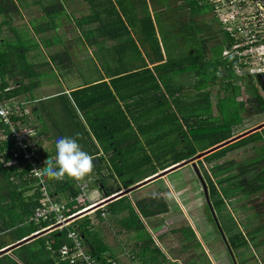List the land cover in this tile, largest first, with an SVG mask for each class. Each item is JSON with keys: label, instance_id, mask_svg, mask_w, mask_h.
I'll return each mask as SVG.
<instances>
[{"label": "trees", "instance_id": "obj_1", "mask_svg": "<svg viewBox=\"0 0 264 264\" xmlns=\"http://www.w3.org/2000/svg\"><path fill=\"white\" fill-rule=\"evenodd\" d=\"M86 3L88 5L90 0H86ZM17 10L18 5L14 0H0V15L8 16L17 12ZM195 10L193 8V12H196ZM63 11H65V7L61 2L48 4L44 7V14L52 19ZM97 20L104 29L105 19L98 16ZM76 23L85 31V36L88 39V28L91 23L90 15L82 14L76 20ZM148 31L155 38L154 28L150 20ZM224 36V41L212 48L211 57H206L205 51L199 48L201 45L196 43L195 47L198 48L195 51L189 50L188 55L177 60L169 61L167 59L162 62L160 61L162 59L160 54L158 61H149L151 64L160 62L152 67L148 66L147 61H140L141 63H138V66L136 61H128L126 64L108 68L110 76L108 81L100 80L97 83L94 81L72 90L70 92L71 99L75 108L86 120L87 128L77 119L76 113L74 120L77 121L72 122L70 119L66 124L69 130L67 137H75L79 133L78 143L84 151H88L90 156L99 153L100 149L105 152L113 151L111 164L124 187L133 185L158 172L156 165L151 162L152 157H164L163 160H158L160 170H163L183 159L196 155L200 151L234 137L236 132L232 129L240 123V120L239 118L237 120L233 118L237 117L240 110L245 109L248 104L256 113H263L264 94L261 93L258 84L253 82L251 78L248 83L243 85L238 82L239 80L233 73L235 61L222 57V50L229 42L228 35L225 33ZM25 52V48H11V50L6 49L0 52V79L7 73L14 77L20 76V79L14 82V87L3 93L5 98L15 97L28 91L29 87L23 85L22 79L28 77L29 74L38 75L33 70V63L26 60ZM149 60H152V58ZM70 62L67 61L66 63ZM188 72L189 80H185V82L177 81L174 78L175 75ZM241 77L243 79V75ZM215 82H218L220 87L215 95L216 101L213 102V95L209 86ZM1 86L6 87V83L1 81ZM187 89H189V103L183 100L182 95ZM219 92H222V95ZM242 92L246 94V98L245 100H238L237 98ZM167 98L172 99L177 111L180 113L179 119L175 113H169L170 103ZM133 111L137 114L134 115ZM157 111L161 115L155 114ZM128 116L136 124L137 131L129 122ZM172 123L174 125L171 126ZM183 124L186 125L189 131V140H204L207 144L199 149L189 148V146H186V142L181 144L185 141L187 135L184 133L186 129ZM159 126L164 128L163 134L156 133ZM85 134L90 138L91 146L85 139ZM170 134H174L175 140L167 142L165 150L159 152L156 143ZM140 136L144 137L143 143ZM94 141L98 143L99 148ZM260 141L263 144L259 145L260 151L255 157L240 162H236L234 159L224 162L219 161L229 152L236 151L252 142ZM145 145L149 148V154L146 153ZM12 148L13 144L9 140L0 144V167L3 162L11 161ZM166 156L169 157L166 158ZM197 161H199L198 163L203 170L207 195L210 197L209 204L214 211H221L232 200H236L234 202L237 203L241 202V205L244 206L252 204V207L256 208L257 205L253 204L251 200L253 201L254 196L264 192V127L259 131H254L228 143L201 159H197ZM100 162L99 160L98 164ZM203 162H213L210 171L204 169ZM16 168L17 166L1 167L0 174L8 184H14L9 178L11 176L10 170ZM19 170L21 181L27 180L26 182L34 183V179L24 177L27 172L23 173ZM212 176H215V179ZM104 180L103 175L96 179L101 184L104 183ZM49 183L51 184L52 193H61L66 200L77 194L76 179L74 178L65 176L62 180L49 179ZM16 187V184L11 185V191ZM117 188L107 194L111 195L120 190L121 187L118 186ZM15 192L16 195L11 193V199L16 200L15 197H19L23 200L22 193L16 190ZM102 197L105 198V195ZM37 201L38 197L31 206L27 204L31 208H23L22 212L24 213L21 219L23 225H16L19 218L10 219L13 214L11 209H0V232L10 236L11 239L21 240L52 224V221L49 222V220L34 223L29 219L31 209L36 206ZM72 205L73 203L68 204L71 210L66 213L67 215L83 208V206H79L76 209ZM105 205H107V211L116 223L127 231L133 230L136 232L138 240L134 243V252L138 264H170L171 261L164 255L161 247L154 242L151 234L148 231L144 235L138 232L144 228L140 216L148 218L168 211V205L160 195L137 199L134 204H132L130 198L124 195ZM208 208L209 205L206 203V209L208 210ZM95 212L97 218L104 221L99 208ZM6 215H8L9 220ZM210 220L215 223L211 214ZM246 220L249 221L251 218L247 217ZM219 223L223 234L227 235V244L233 251L249 247V240L256 239L258 232L264 234V222L249 226L245 232L238 229L234 217H229L226 220L220 219ZM68 228H77L80 231L86 248L98 259L99 264H111L108 262L109 259H114L111 247L105 244L103 237L97 235L93 230L94 225L89 216L84 215L81 218L74 219L70 222ZM177 231H181V228L179 230L173 229V233ZM189 232V249L195 251L185 264H211L208 255L197 240L195 232L191 228ZM181 234L183 235L182 231ZM161 235L159 234L158 239ZM27 241L20 243L19 247L13 250V254L20 262L23 264H56L55 258L58 260L57 249L68 241L66 228L56 229L46 237L39 236ZM186 241L187 239L183 238L181 244ZM261 241L264 243V238ZM258 243L256 242L257 245ZM6 244V241L2 239L0 249ZM187 246L184 245L185 248ZM0 264L20 263L9 255L3 254L0 256ZM57 264L69 263L61 261Z\"/></svg>", "mask_w": 264, "mask_h": 264}, {"label": "crops", "instance_id": "obj_2", "mask_svg": "<svg viewBox=\"0 0 264 264\" xmlns=\"http://www.w3.org/2000/svg\"><path fill=\"white\" fill-rule=\"evenodd\" d=\"M29 1L32 4L33 3L37 4L40 8H42L43 12L41 16L39 15L40 18H35L34 16H32L31 19L29 18H24V19L42 22L44 21L43 17L48 18L44 14V7L50 4L49 0H14V2L16 3L17 2L21 3L23 7L26 6L27 2ZM70 1L71 0H57L56 2V3H60V2L63 3L65 7V11L63 12L65 13L67 17H64L63 14L56 15L54 16L53 21H51V23L42 22L41 24L42 27L35 28L32 25L31 27L26 26L27 28L25 27V30L24 29L21 30L14 25L15 20L11 18L10 16L11 14L8 16L0 15V44H2L5 40L7 41L9 39L11 40L15 39L16 42H19L22 44L26 43V46H22V47L20 46L18 48L26 49V52H25L26 60L29 63H33V70L35 72H36L35 70L36 66L41 65L42 61H50L51 63H54V65H56L57 67L69 70L72 67V64L74 63L76 59V54L81 49L80 46L82 47L88 46V48L91 50L94 61H113L112 58L116 56L117 57L116 61H118V65L123 64V61H131V62L136 61L137 66H138V63L139 64L141 63L140 61H147L148 66L152 67L153 65L158 64L160 62L151 64L149 61H158V59H160V54L162 55V59L160 61L163 62V61H166L167 59H169V61H174L185 55H188L189 50L195 51L198 48L197 46L195 47L196 43L201 45L199 48L200 49L202 48L205 51L206 57H211L212 48L217 45H220V43L224 41V37H225L224 34L226 33L225 29L223 28V25L221 24L219 19L214 15L215 16L214 21L218 22L217 24H219V29L221 30L220 32L222 33L220 41L210 46L209 48L206 47L207 42L209 40V37L206 34L208 32L209 25L207 29L203 26L198 25L197 26L198 29L201 27L204 28L206 37L201 42L194 39L195 30L191 32L189 31V22L193 21L192 18H189V14H190L189 12H191L192 14L195 13L192 11L193 10L192 3L193 2L195 3V1L197 0H90V3L87 5L88 7L87 14H89L91 17V23L88 28L89 36L87 39L85 36V31H83L82 28L77 25V23L75 24V27H73L71 24L69 23L67 24L66 22V20H70V16L67 15L68 10L66 6V3ZM198 1L204 3L208 7V10L212 11L213 7L211 4H209L208 0H198ZM81 2L86 3V0H76V3H81ZM172 7L174 8L173 10H172ZM199 10L200 8L198 6V9L195 10L196 13L197 12L200 13ZM17 13L20 14L19 9L17 10ZM20 16H23V14H20ZM98 16L105 19V26H104L105 30L102 29V27L98 23V20H97ZM157 19L159 20V22H157ZM149 20L152 22L155 38H153L151 33L148 31ZM18 23L23 24V26H25L26 24V22L22 21V18H20ZM25 31L27 32L25 35H23V32L25 33ZM199 33H201L200 30H199ZM168 36H172V42H173L172 45H167L166 39L168 38ZM32 37L36 38V40L32 41L31 40ZM231 43H232V40L229 37V42L227 43V45H225V47L222 50V57L224 59H231L235 61L233 65V73L235 77H237V79L239 80L238 82H241L242 77L240 76V74L238 75V73H236V68L241 65V61L239 57L236 55H232V54L228 56L223 54L225 50L230 49ZM184 49H188V50H184ZM207 49L209 50V54H208ZM43 50L45 52H43ZM134 50H137L138 52L137 56L130 57L128 52L134 51ZM38 51L40 52V54ZM41 53L43 56H41ZM150 58H152V60H149ZM67 61H71V62L66 63ZM111 67H113V65H109V63H106V70H104L105 71L104 73H100L98 77L92 79L91 81H87V82L79 83V84H75V82H72L70 80L71 78L67 79L65 78V76H61L59 72H57L58 73L57 76L55 75L52 77H48L47 80H43V81H39V78H38L39 74L37 76H33V74H29L28 77H24L22 79L23 85L28 86L29 90L18 96L10 97V98H5L3 96V93H5V91L12 89L14 87V82L16 80H19L20 76L14 77L7 73L1 77L0 85H1V81H4L6 83V87L3 88L1 86L2 92L0 94V99L3 103L9 106H12L15 109L14 113L11 115L14 129L16 130H22L24 128L33 129L32 134L26 139V142L29 144L30 147H33L38 152L40 158L43 161L48 159L49 156H52L54 158L55 141H56V138L59 137L60 135L59 133H62L61 129L63 127L62 126L56 127V125H59L60 118L58 115L53 114L51 112L48 103H46L47 105H42L41 107L38 108L37 102L41 100H49L55 97H60L62 99H68V100L70 99L72 101L71 95H70V92L72 90L78 87H82L83 85L94 82V81L96 83L99 82L100 80L108 81L110 77L108 73V68H111ZM72 76L73 78L76 77V75H72ZM245 76L251 77V75H247V74ZM174 78L177 81L185 82V80H189V72L185 74H181V75H175ZM211 85L212 84H210V86ZM210 86L209 88H211ZM219 87L220 85L218 84V91H219ZM218 91L216 93H218ZM219 93L222 95V92H219ZM182 95L184 98L182 99L185 100L186 103H189V89H187ZM215 95L216 94L213 95L212 100L215 99ZM167 99H168V102L170 103L169 113L173 112L172 110L174 109L176 111L177 109L174 103L172 102V99L171 98H167ZM15 106H17V108ZM124 112L127 113L126 110H124ZM133 114L135 115L137 113L133 111ZM155 114L161 115V113L158 111ZM128 119L131 125L136 130V124L132 122L131 117L128 116ZM78 120L81 121V123H83L85 127L87 128L86 120L84 118H81ZM180 121L181 123H183L182 119H180ZM0 122L3 124V125L2 124L0 125V144H1L3 141H6V140L10 141L8 136H10L11 127L10 125L3 123L1 120ZM172 125H174V123H172L171 126ZM185 129L187 132H189L186 128V125H185ZM67 135L68 134H65V136ZM140 138H141V142L143 143L144 137L140 136ZM94 142L96 143L98 147L99 146L98 143L96 141ZM183 143L184 142H181V144ZM13 147H14V144H13ZM144 147H145L146 153L149 154L150 151L147 145H145ZM206 150H203V151H206ZM203 151H200V152H203ZM86 152L88 153V151ZM112 156H113V151L109 150L105 152L102 149H100L99 153L92 155L93 165H94L92 173L86 175L83 179H80V181L87 183L88 191L92 188L90 186L91 183L97 182V187L98 188L100 187V191L103 195H105V198L109 196L107 194L108 192L115 191L116 189H118L117 188L118 186L121 187L120 190L112 194L125 191L126 189L146 179L151 178L152 176L162 172L163 170L169 167H172L173 165H176L178 163L189 161V159L191 158V157L190 158L188 157L186 159L181 160L180 162L170 165L169 167L163 170H160L158 160H156L155 157H152L151 162L154 161L153 163L154 164L156 163L155 167L158 170V172L147 176L143 180L138 181L134 183L133 185L124 187L121 181H120L121 184H118L119 177L115 173L112 167V164H111ZM99 160L101 161L100 164H98ZM159 160L161 161V159ZM9 166H14V167L17 166L18 170L20 169L19 171L23 173L27 172L26 167L21 162H18V161L13 162L12 159L10 162H3V165H1V167H9ZM1 167H0V170H1ZM44 167H45V164H44ZM17 168L10 170L11 176L9 179H11L13 183L16 184L17 186L12 191H11L12 189L11 185H14V184H8L7 181L4 180V178L2 177V174H0V209L2 210L11 209L13 214L10 219L19 218L16 225H23V221L21 219L23 218L22 215L24 212H22V210L23 208H29L34 203V201L37 200V197H39V191H38V185L36 181L32 183V182H26L27 180L26 181L20 180L19 178L20 176H19ZM102 175L105 179L103 184L96 181V179L100 178ZM164 176L165 175H162L157 178L164 177ZM24 177L28 178L27 173L24 175ZM116 178H118L117 182H116ZM157 178H154L153 180ZM107 180H110V181L106 182ZM46 181H47V187L49 189V193L53 197V199L61 201V202L67 201L69 199V198L67 200L64 199V196L61 193L53 194L51 184L49 183V179L47 177H46ZM167 184H168V187H166L167 188L166 191L169 190V196H172L173 194L170 191L173 189L174 186L170 185L168 182ZM185 186L187 187V184ZM181 188H184V187H180L177 189H181ZM15 190L17 192L22 193L21 195H22L23 200L19 197L18 198L15 197L16 200L11 199V193L13 195H16ZM132 191L122 194L112 199L111 201L116 200L117 198L126 195L128 198H130L132 204H134L135 200L137 199L134 200L133 198L130 197V193ZM105 198H101V199H105ZM101 199H98L96 201L92 200V202H96V204L98 205L96 208L89 210L86 213H83L71 220H68L67 228L70 226V222L76 218H81L84 215L89 216L91 218V214L96 213L95 210L97 208H99V210L101 211V216L105 217V219L112 216L107 211V208H106L107 205H105L107 203H110L111 201L105 202V204L99 206V203H100L99 200ZM27 204H30V206L28 207ZM37 204H38V201H37ZM34 208L31 209L30 214H32ZM168 210H169V205H168ZM102 212L104 213V215H102ZM165 213H162V214H165ZM162 214H158V215H162ZM20 215H21V218H20ZM158 215H155V216H158ZM30 216H29V219H30ZM155 216L148 217V218H143L140 216V220L144 224V228L142 230H139L138 232L143 233L144 235L145 233H147V231L150 234L153 231H159L162 225L155 223L156 222V220L154 219ZM6 218L9 220L8 215H6ZM144 219L145 220L149 219L148 221L151 225L150 228L146 226ZM24 223H26V221H24ZM116 224L120 226L118 223ZM93 225L95 228L94 223ZM120 228H121L120 230H123L124 233L133 232V230L127 231L123 229L121 226ZM56 229L57 228L55 226L53 227L47 226L46 228L41 229L37 231L36 233H33L29 236H26L21 240H16L15 238L11 239L10 236H7L5 235V233L2 234L3 232H0V242L2 239H4V241H6L7 243L4 247L0 249V256L3 254H7L10 257L16 259L20 264H23L15 257V255L13 254L14 252L13 250L17 249L20 243L24 241H27L29 239L32 240L39 236L46 237L49 235L51 231H54ZM119 232L117 234L121 235ZM97 235H100L102 237V235L99 233H97ZM129 235L130 234H124L121 237V239H119L118 243L120 244H118V246L112 245L114 243V242L112 243V241H109L107 239L105 240L106 244L109 247H111L112 253L114 255V259H109L108 262H110L111 264L112 262H114V264H138V262L135 260V257H136L135 252H134L135 248L133 247V249L131 250L129 249L130 248L129 243H127L128 244L127 246L125 245L126 239L128 238ZM263 238H264V234L261 236L259 240L256 237L255 245H257L256 242H259V245L255 247H258L264 254V243H262L261 241V239ZM136 240L138 239L136 238L135 241ZM161 249L164 255L167 257V259H169L171 262H174L162 247ZM227 249H228V246H227ZM127 251L128 252L133 251V253H127ZM262 256L264 259V255ZM233 257L231 255L233 263L236 264ZM55 260H56L55 261L56 264L61 263V260L59 259V257H58V260L56 258Z\"/></svg>", "mask_w": 264, "mask_h": 264}, {"label": "rangeland", "instance_id": "obj_3", "mask_svg": "<svg viewBox=\"0 0 264 264\" xmlns=\"http://www.w3.org/2000/svg\"><path fill=\"white\" fill-rule=\"evenodd\" d=\"M56 2L57 0H49L50 4ZM17 5L20 14H23V16H20V14H18L17 12H14L13 14L11 13L10 16L11 18H13V20H15L14 25L21 30L23 29L25 30L26 26L31 27L32 25L35 28L42 27L41 26L42 22L51 23V21H53V19L49 17L48 18L43 17L44 21L42 22L24 19V18L31 19L32 16H34L35 18H40L43 12L42 8H40L35 3L32 4L30 1L27 2V5L24 7L21 3L18 2ZM66 6L68 10L67 15L70 16V20H66V22L67 24L68 23L71 24L73 27H75L76 20L79 18L80 15L88 13V7L85 2L76 3V0H71L70 2L66 3ZM192 6L196 10L198 9L199 6L200 13L195 12L196 14L195 13L192 14L191 12H189L190 13L189 18L193 19V21L189 22V31L191 32L195 30L194 39L198 40L199 42L205 39L207 34L209 40L207 42L206 47L209 48L210 46L219 42L221 39L222 33L220 32L221 30L219 29V24H217L218 22L214 21L215 16L213 12L211 10H208V7L204 3L199 2L197 0L195 1V3L194 2L192 3ZM173 9L174 8L172 7V10ZM61 14H63L64 17H67L64 12ZM20 18H22V21L26 22L25 26H23V24L21 23H18ZM157 22H159L158 19ZM198 25L203 26L206 29L209 25L208 32L205 34L204 28L201 27L198 29L197 28ZM85 28H87V26H85ZM199 30L201 33H199ZM26 32L27 31H25V33L23 32V35H25ZM31 40L35 41L36 38L32 37ZM166 40H167V45L173 44L172 36H168ZM20 46L21 47L26 46V43L22 44L16 42L15 39L14 40L9 39L7 41L5 40L2 44H0V52L4 49L9 48L11 50V48L14 49ZM80 47L81 49L76 54V59L69 70L57 67L56 65H54V63H51L50 61H42L41 65H37L35 70L39 74L38 77L39 81L47 80L48 77H52L55 75L57 76L58 74L57 72H59L61 76H65V78L67 79L71 78L70 80L72 82H75V84L84 83L98 77L100 73H104L105 72L104 70H106V63H109V65H113V66L118 65V61H116L117 60L116 56L112 58L113 61H94L91 50L88 48V46H83V47L80 46ZM184 50H188V49H184ZM207 51L209 54L208 49ZM43 52L45 51L43 50ZM128 53L130 57H135L138 54L137 50L129 51ZM41 56H43L42 53ZM126 63H128V61H123V64ZM72 75H76V77L73 78ZM243 76L244 77L241 80V85L248 83L250 81V78L253 80V82L257 83L256 75H253L251 77H247L245 75ZM210 87L212 94L213 95L216 94V92L218 91V83L217 82L213 83ZM259 89L262 91L260 86ZM261 93L264 94L263 91ZM245 98H246V94L242 92V94L237 99L245 100ZM213 101H215V99H213ZM37 103H38V108L41 107L42 105H47L46 103H48L51 112L59 116L60 122L59 125H56V127L57 126L63 127L61 129L62 133H59L60 134L59 137H64L65 134H69V130L67 129L68 125L66 124L67 122H69L70 119L72 122L77 121L74 120L75 118L74 115L76 116V113H77V119L83 118L70 99L67 100V99H62L60 97H55L49 100H41ZM172 111L177 115V118L179 119L180 113L177 110L175 111V109ZM238 118L240 120V123L234 126L233 127L234 129H232L233 131L236 132L235 136L242 134L264 123V112L256 113L252 109V107L248 104L245 106V109L240 110L238 116L234 117L233 119L237 120ZM160 127L161 126H159L158 129H156V133L163 134L164 128H160ZM184 133L188 134L184 143L186 142V146H189V148L194 147L196 149H199L202 148L201 146L207 144V142L204 140L203 141L189 140V132L185 131ZM85 139L88 141L89 146H91L90 138L86 134H85ZM174 140H175L174 134L168 135V137H165L164 139L156 143L157 150L159 152L164 151L165 147L167 146V142H171ZM261 144H263L262 141L252 142L247 146H244L236 151L229 152L225 157H223L219 161L224 162L230 159H234L236 162H240V161H244V159L255 157L256 154H258L260 151L259 145ZM168 157L169 156H166V158ZM163 158L164 157L158 156L156 160L159 159L163 160ZM201 158L202 157H200L199 159ZM198 162L199 161L196 162L195 159L194 161L195 164H192V162L185 163L181 167L169 171L168 173L165 174L164 177H160L150 182H147L146 184L132 191L130 193V197L135 200V199H141L143 197H148L151 195H160L164 199V201L168 203L169 205L168 212L162 215L155 216L154 218L156 220L155 222L156 224L162 225V226L160 225L161 229L159 231H153L151 233V236L154 239V242L158 244L160 247H162L167 252L169 257H171V259L174 261L171 262L170 264H179V263L185 264L188 261V258L192 254H194L195 250L193 249L192 251L191 249H189L190 228L195 232L196 238L200 242L205 253L208 255L211 264H234L230 252L228 251L226 245V243L228 242L227 235H224L225 239L221 236V233L218 230L215 223L211 222L210 220L211 213L209 208H208L209 211L206 209V203L207 200L210 201V197L209 195H207L208 198L205 196L201 181L197 177V174L195 173L196 172L195 170L197 168L199 174L201 175L202 179L205 182V188L207 189L206 180L204 179V175H203V170ZM212 163L203 162L204 169L210 171V166L212 165ZM212 177L213 179H215V176ZM117 179L118 178H116V182ZM108 181L110 180H107L106 182ZM118 181H119L118 184H121L122 182L121 179H118ZM167 182L170 185L174 186L173 189L170 191L173 194L172 196H169V190L166 191L167 189L166 187H168ZM186 184L187 187L185 186ZM90 186L92 188L88 191V195L90 197L89 202H92V200L96 201L98 199L103 198L102 197L103 194L100 191V187L99 188L97 187V182L91 183ZM180 187H184V188L177 189ZM102 201L103 199L99 200L100 205L105 204V202L102 203ZM234 201L236 200L229 201L227 206H225L221 211L219 212L215 211V215L217 217L218 223L220 219L226 220L229 219V217H234V220L238 224L236 225L238 226V229L245 232L249 226H252L255 223L260 224L264 222V192L259 193V195L257 196H254L253 201L251 200L253 204L257 205L256 208H253L252 204H250V206L247 205L244 206L241 205L242 204L241 202L237 203ZM247 217H250L251 220L247 221L246 220ZM106 219L104 217V221L100 220L97 218L96 213H92L91 220L92 223L95 224L94 231L102 235L105 244H106L105 240L107 239L109 241H112V243L114 242L112 244L114 246H118V244H120L118 243V241L119 239H121V237L124 234H130L126 239L125 245L127 246L128 245L127 243H129L130 244L129 249L132 250L134 247L135 239L137 238L136 232L133 231L131 233H126V232L124 233L123 230H120L121 229L120 226L116 224L112 216ZM148 220L149 219L147 220L144 219V222L146 226L150 228L151 225ZM180 228L183 235L181 234V231H177L176 233H173V229L179 230ZM118 232L121 235H118L117 234ZM159 234H162L160 239H158ZM262 235H263L262 232H258L256 234L257 239L259 240ZM183 238L187 239V241L184 244H181ZM184 245L185 246L188 245L187 248H185ZM127 253H133V251H129V252L127 251ZM232 253L236 264H264L263 261L264 259L262 256L264 254L258 247H255V238L249 240V247H244L235 251L232 250Z\"/></svg>", "mask_w": 264, "mask_h": 264}, {"label": "built area", "instance_id": "obj_4", "mask_svg": "<svg viewBox=\"0 0 264 264\" xmlns=\"http://www.w3.org/2000/svg\"><path fill=\"white\" fill-rule=\"evenodd\" d=\"M208 2L213 7V14L219 19L232 40L230 49L225 50L223 54L236 55L241 61V65L236 68V73L240 76L264 74V0H208ZM1 92L0 85V94ZM14 111L12 106L3 103L0 99V120L11 127L10 136H8L14 144L11 149V159L13 162L20 161L26 167L28 177L34 179L38 185V204L30 220L34 223L49 220V222L52 221L49 226H55L58 230L66 228L68 241L57 249L61 261L69 264H99L98 259L86 248L79 230L67 228L68 218L96 204V202H89L87 183L76 180L77 194L69 197L67 201L53 199L47 187L46 177H37L31 172L33 168L44 167V161L38 152L26 142L33 129H14L11 119ZM69 203H73V208L77 209L79 206L83 208L67 215L66 213L71 210ZM102 215H104L103 212Z\"/></svg>", "mask_w": 264, "mask_h": 264}, {"label": "clouds", "instance_id": "obj_5", "mask_svg": "<svg viewBox=\"0 0 264 264\" xmlns=\"http://www.w3.org/2000/svg\"><path fill=\"white\" fill-rule=\"evenodd\" d=\"M79 133L75 137H58L55 141V156L44 161L45 167L33 168L37 177L62 180L65 176L77 180L83 179L93 170V158L78 143Z\"/></svg>", "mask_w": 264, "mask_h": 264}, {"label": "water", "instance_id": "obj_6", "mask_svg": "<svg viewBox=\"0 0 264 264\" xmlns=\"http://www.w3.org/2000/svg\"><path fill=\"white\" fill-rule=\"evenodd\" d=\"M256 80H257V83L259 84V86L261 87V89H262V91H263V93H264V74H258V75H256ZM263 127H264V123H262V124H260V125H258V126H256V127L252 128V129L246 131L245 133L239 134V135L234 136V137H232V138H230V139H228V140H226V141H223V142H221V143H219V144H217V145H215V146H213V147L207 149L206 151H203V152H200V153L196 154L195 156L191 157V158L189 159V161H184V162L178 163V164H176V165H173L172 167H169V168L163 170L162 172H160V173H158V174L152 176L151 178L146 179V180H144V181H142V182H140V183H138V184H136V185H134V186H132V187H130V188H128V189H126L125 191H121V192H119V193H116V194H112V195L107 196L105 199H103L102 203H104V202H108V201H111L112 199H114V198H116V197H118V196H120V195H122V194H125V193H127V192H130V191L134 190L135 188H138V187H140V186L146 184V183L149 182L150 180H153L154 178H157V177H159V176L165 175V174L168 173L169 171L174 170V169H176V168H178V167H181V166L184 165L185 163L192 162V164H195V163H194L195 159L197 160V159H199L200 157H203L204 155H207V154H209V153H211V152H213V151H215V150H217V149H219V148H221V147H224V146L227 145L228 143H231V142H233V141H235V140H237V139H239V138L244 137V136H245L246 134H248V133H252V132H254V131H258L259 129H262ZM194 166H195V165H194ZM195 171H196V173H197V175H198V178L200 179V181H201V183H202L203 191H204V193H205V196L207 197V189L205 188V182H204V180L202 179L201 175L199 174V171L197 170V168H196ZM207 198H208V197H207ZM207 203H208V205H209L210 212H211V214H212V216H213V219H214L215 225L217 226V228H218V230L220 231L221 235H222L223 238L225 239V236H224V234H223V232H222V230H221V228H220V226H219V223H218L217 217H216V215H215V211L213 210V208H212L211 205L209 204L210 201L207 200ZM99 205H100V203H99ZM97 206H98V205L96 204V205H94L93 207H90V208H88V209H85V210H83V211H81V212H79V213H77V214L71 216L70 218L67 219V221H68V220H71V219H73V218H75V217H77V216H79V215H81V214H83V213H86L87 211L92 210V209L96 208ZM227 246H228V249H229L230 254H231L232 257H233V254H232L231 248L229 247L228 244H227ZM1 252H2V251H1ZM233 258H234V257H233Z\"/></svg>", "mask_w": 264, "mask_h": 264}]
</instances>
